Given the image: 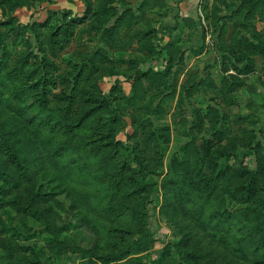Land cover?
<instances>
[{
  "label": "rangeland",
  "instance_id": "1",
  "mask_svg": "<svg viewBox=\"0 0 264 264\" xmlns=\"http://www.w3.org/2000/svg\"><path fill=\"white\" fill-rule=\"evenodd\" d=\"M0 136V264H264V0H0Z\"/></svg>",
  "mask_w": 264,
  "mask_h": 264
},
{
  "label": "trees",
  "instance_id": "2",
  "mask_svg": "<svg viewBox=\"0 0 264 264\" xmlns=\"http://www.w3.org/2000/svg\"><path fill=\"white\" fill-rule=\"evenodd\" d=\"M17 94H18V92H17ZM16 97H19V95L15 96L13 99H15V100H20L21 99V98H16ZM0 144L3 145V149L6 152L8 158L11 160V162L16 166V168L19 170V172L23 176H25L27 171H28L27 166L23 163L21 155L17 152V150L15 149L13 144H11L8 141V139H6V138H4L2 136H0ZM249 183H250V180H248V182L245 185H243V187L246 190L250 189V184ZM107 208L110 209V210L116 209V207L111 206V205H107ZM224 217L226 218V215H224Z\"/></svg>",
  "mask_w": 264,
  "mask_h": 264
}]
</instances>
